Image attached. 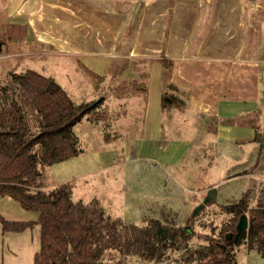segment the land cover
Here are the masks:
<instances>
[{
  "label": "crops",
  "instance_id": "0c3cea01",
  "mask_svg": "<svg viewBox=\"0 0 264 264\" xmlns=\"http://www.w3.org/2000/svg\"><path fill=\"white\" fill-rule=\"evenodd\" d=\"M6 1L9 16L22 15L25 21L21 25L27 27L26 39L10 45L22 46L25 43L31 48L41 49L31 54H15L32 56L39 53L44 55L43 58L47 57L44 58L46 66L35 70L57 80L72 99L73 96L82 97L83 101L79 99L78 104L104 99L102 109L109 112L113 122L105 126L87 118L81 122L90 124L97 143L102 144L106 136H130L133 131L129 128L139 122L137 115L140 112L144 114L140 117L145 119L146 124H150V118L151 125L159 131L160 139L157 137L150 141L169 145L163 147V153L168 156L169 148L178 143L175 139L181 138L183 134L182 129H176L181 125L188 128L187 135L191 137L197 131L194 122L198 116L245 118L260 106L259 101L263 95L261 66L264 58L260 55H264V0ZM247 4L250 8H247ZM2 55H5V48ZM163 59L166 60L165 64L161 63ZM141 63H149V71L139 74ZM85 68L97 78L91 77ZM145 77L147 82L142 81ZM110 82L121 86L118 87V97H115L119 104L113 108L110 106L112 98L108 99V95H105ZM141 93L149 96L148 101L152 100L154 94H161V102L158 101L160 95L156 104L141 102L138 95ZM165 93L178 98L185 95L191 116L181 120L179 113L174 112L179 111L170 107L163 108L162 98ZM176 103L172 107L176 108ZM146 124L139 128L142 134L147 133L146 136L150 137L145 130ZM259 125L258 131L263 132L264 114L259 119ZM240 129L246 133L247 139L240 140V145L236 146L242 157L238 164L231 166H247L248 144L251 147L253 144L259 146L255 141V129L253 131L248 123L241 124ZM214 132V136H226L231 133V128L221 127ZM78 138L82 144V139ZM214 138L210 141L214 142ZM225 140L235 142L232 137H226ZM191 142L189 151L172 175L178 184L194 183L191 174L201 169L207 178L216 166L210 162L207 164L206 160L213 156L207 148L204 152H197L196 147L199 145L194 147L196 141ZM104 155L105 152L95 155L99 159L95 165L83 162L85 157H75L56 165L55 175L62 182L65 179H60L63 174L59 172L66 165L78 168L74 179L85 178L84 184L88 186H78L80 200L76 201L98 199L106 212H111L121 207V200L113 197L116 194L107 185L102 184L103 188L98 191L100 197L93 195L94 198L90 196V200H84L83 196L96 183L87 179L89 175L118 171L116 163L105 165ZM128 164L126 162L125 167ZM242 177H245L244 184H249L250 176L247 174L230 177L224 182ZM59 182L55 181L54 184ZM218 186L210 183L207 188L196 190L197 194L195 198H190V204L197 206L207 200L212 190H215L217 199ZM0 216L8 221L38 219L37 213L26 211L18 201L1 195ZM40 246V226L21 233H3L0 222V264H34Z\"/></svg>",
  "mask_w": 264,
  "mask_h": 264
},
{
  "label": "trees",
  "instance_id": "16d2710c",
  "mask_svg": "<svg viewBox=\"0 0 264 264\" xmlns=\"http://www.w3.org/2000/svg\"><path fill=\"white\" fill-rule=\"evenodd\" d=\"M26 37L25 25H1L0 55L4 48ZM103 101L77 104L57 80L35 69L10 71L0 84V195L38 214L36 221H8L0 216V222L3 233H21L40 226L41 246L34 264H104L106 254L111 252L150 264H171L162 258L178 242L183 264H238L234 248L242 244L264 259V186L256 192L247 190L238 204L227 206L232 220L223 224L217 238L195 249L188 242L191 224L175 228L160 219H150L145 225L127 224L108 215L98 199L76 201L70 183L43 190L41 167L68 161L83 152L75 133L77 124L85 118L108 123L109 112L99 109ZM179 101L165 93L163 108ZM98 114L102 117L97 118ZM247 213L248 229L237 244L228 241L226 236L237 233L238 220Z\"/></svg>",
  "mask_w": 264,
  "mask_h": 264
},
{
  "label": "rangeland",
  "instance_id": "374dc122",
  "mask_svg": "<svg viewBox=\"0 0 264 264\" xmlns=\"http://www.w3.org/2000/svg\"><path fill=\"white\" fill-rule=\"evenodd\" d=\"M14 1L13 5H15ZM7 2L8 1L5 2V0H0V26L5 23L22 24L23 21H25L22 15L9 16L10 11H8L9 7L6 6ZM247 8H250V5L247 4ZM39 49L40 48L37 47L31 48L25 43L24 45L22 44V46L10 45L9 48H5V55H0V84L6 81L10 71L22 72L26 69H42L43 66H46L44 58L47 59V57L43 58L44 55L36 53L29 56V54L34 51L41 50ZM24 52L29 54H22L20 56V54ZM260 56L264 58L263 53ZM149 65V63L139 64V74L149 71ZM263 72L264 64L261 66V91L263 95L259 101L260 106L258 109L245 118L242 116H236L233 118L217 119L208 115H203V117L198 116L194 122V124L197 125V131L194 132L191 137L187 135L188 128L184 124L183 126L181 125L180 128H176L182 129L183 134L181 135V138L169 136L173 139L176 138L175 140L178 142L169 148V157L163 153V147L167 144L150 141V139H155L160 136L159 131L152 126L153 124L151 125L150 118V124H146L145 119L140 117V115L143 116L144 114L140 112L137 115L139 122L129 128L133 131L130 136H106L105 139H103L102 144L95 142L97 137L96 134L92 132L90 124H87L86 122L77 124L75 127V133L83 142L82 144L80 143L83 152L78 157H85L82 159L83 162L86 161L88 164L95 165V163L99 161V159H97L98 156L96 157L95 155H99V152H105V165L116 163V168L118 169V171L111 170L112 174L107 172H97L89 175L87 179L96 183L95 186H92L91 189H89L87 194L83 195L81 193L85 198L84 200H90L89 197H93V195L100 197L98 191L103 188L102 184L103 186L105 184V186L107 185L106 187L111 188L116 194L112 196L117 200H121V207L118 210H112L111 212L107 210V214L113 218L121 217L125 223H135L137 225H145L150 219H160L164 225L169 227L174 226L175 228L187 227L191 224L193 233L190 234L188 242L190 247L194 249L208 244L210 238H217L223 224L227 221H231L233 217L231 213L227 212L226 207L238 204L242 194L247 190L252 189L256 192L264 186V130L262 129L263 132L258 131L259 126H261L259 125V119L264 114ZM143 80L144 82H147L146 77L142 78V81ZM115 82H118V80ZM107 85L109 86V89L107 88L105 95H108V99L112 98L111 102H113L110 106L113 108L116 107L114 106L115 104H119L115 97H118L117 92L120 93L118 87L121 86H118L116 83L112 84L111 82ZM138 95H140L139 97L141 98L139 101H146V104H148V102L156 104L157 97L160 95L158 101L161 102V94H154L151 101H148L149 96H146L145 93ZM96 97L97 95L94 96V98ZM180 98L181 100L176 103L177 107L170 108L179 111L176 112L174 110L175 113H179L178 116L182 120L190 117L191 112L187 108V97L183 95L180 96ZM73 99L77 104L79 103L77 101H80L79 99L83 101L82 97L75 98V96H73ZM94 101H90L89 103ZM99 109L102 110V105ZM99 117H102V115L98 114L97 118ZM116 119H114V121H116ZM109 122H113L111 117L108 119V123ZM100 123L105 126L107 122L103 120L100 121ZM244 123H248V126H250L253 131L255 129V141L259 143V146L257 145L258 147H256L255 144H253L251 147V145L248 144L247 150H249V161L247 166H231V164H238L242 157L236 146L240 145V140L247 139L246 133H243L241 129L239 130V126ZM123 124L124 123H122V125ZM142 124H146L145 130L149 132L151 138L146 136L147 133L142 134L143 132L141 128H139ZM221 127L227 129L230 127L231 133L226 136L223 134L222 136H220V134L214 136V131ZM81 136H83V138H81ZM213 137H215L214 142L210 141ZM226 137H232L235 142H226ZM158 139H160V137ZM193 140L196 141L194 147L199 145L196 147V149H198L197 152H204V149L207 148L209 154L213 155L208 161L206 160L207 164L210 162L214 165L216 164V166L211 169L207 178L205 176L206 173L201 169L194 175L191 174L194 183L187 185L178 184L172 179V175L176 169L179 168V165L182 163L186 152L189 151V147L192 143L191 141ZM98 141L100 140L98 139ZM167 146L169 147V145ZM100 160L102 159L100 158ZM126 162L129 164L125 167ZM56 165L46 168L41 167L43 176L40 181V186L42 189L50 191L62 183H70L75 190L74 199L80 200L77 192L78 186L81 185L82 187H87L88 185L84 184L85 178L81 177L74 179L76 175L75 173L79 171V169L66 165L67 167L59 172V174H63L60 176V179L65 180L59 182V179L55 175V172L57 171ZM218 165H220V169ZM246 174L248 177L250 176L249 184L246 183L248 186L244 184L245 177L224 182L229 180L230 177L246 176ZM55 181L59 183L54 184ZM210 183L219 184L217 189L219 195L217 199H215L216 202L214 200L211 201V203L209 202L205 205L204 209L192 219L195 209L203 204L204 201L197 206L192 204L195 206L194 208L189 200L190 198H195L194 196L197 194V192H195L196 190H200L204 187L207 188ZM255 202V200L250 202V205H254ZM246 215L249 220V214L247 213ZM180 248L181 245L179 246L178 242L162 258L163 261L166 260L171 264H183V262L179 260L180 255L183 252ZM234 252L238 264H264V259L258 254L250 252L245 244L237 245L234 248ZM103 263L150 264L137 257H128L125 259L115 252L107 253Z\"/></svg>",
  "mask_w": 264,
  "mask_h": 264
},
{
  "label": "water",
  "instance_id": "95a60500",
  "mask_svg": "<svg viewBox=\"0 0 264 264\" xmlns=\"http://www.w3.org/2000/svg\"><path fill=\"white\" fill-rule=\"evenodd\" d=\"M263 84H264V72H263ZM213 200L215 201V190H212L209 193V197L207 198V200H205L203 204H201L200 206H198L195 209L193 215L196 216L202 209H204L205 205H207L209 202L211 203V201H213ZM248 227H249V220L247 218V215L243 214L240 217L239 222H238L237 227H236L237 233L236 234H233V233L228 234L226 236L227 240L228 241L233 240L234 243L237 244L240 236L248 229ZM188 231L190 232V234L193 233V231L191 229H188ZM224 250H225V247H224Z\"/></svg>",
  "mask_w": 264,
  "mask_h": 264
}]
</instances>
